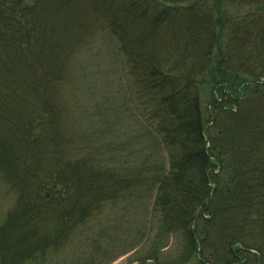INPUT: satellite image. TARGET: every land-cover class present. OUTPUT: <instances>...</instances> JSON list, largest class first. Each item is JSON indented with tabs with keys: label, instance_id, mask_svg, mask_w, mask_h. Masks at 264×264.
<instances>
[{
	"label": "trees",
	"instance_id": "16d2710c",
	"mask_svg": "<svg viewBox=\"0 0 264 264\" xmlns=\"http://www.w3.org/2000/svg\"><path fill=\"white\" fill-rule=\"evenodd\" d=\"M97 42L151 147L134 165L73 104ZM0 180L15 196L0 264H61L107 206L143 196L151 225L119 255L264 264V0H0ZM114 248L94 239L67 264Z\"/></svg>",
	"mask_w": 264,
	"mask_h": 264
},
{
	"label": "rangeland",
	"instance_id": "374dc122",
	"mask_svg": "<svg viewBox=\"0 0 264 264\" xmlns=\"http://www.w3.org/2000/svg\"><path fill=\"white\" fill-rule=\"evenodd\" d=\"M107 47L105 43L97 42L91 50L78 58L76 64L78 85L72 92L73 104L75 102L78 110L87 109L89 117L85 114L84 120L89 126L96 127L95 121H100L101 125L109 124L106 128L102 126L105 138L99 140L100 144L106 146L108 156L115 161L125 156V160L134 165L149 155L151 147L146 139L140 136L139 118L129 113L132 110L131 106L125 105L127 100L123 96L119 81L120 71ZM143 197H134L127 202L107 206L100 217L91 221L86 229L81 230L58 261L61 264L70 263L71 257L80 253L82 244L92 248L96 239L99 245L110 248L115 246L113 252L115 258L109 264H140L132 261L135 251L123 255L119 253L122 247H125L123 245L125 242H135L151 225V202ZM14 200L15 196L8 192L0 180V223L13 206ZM176 243L177 237L173 236L168 250L174 252Z\"/></svg>",
	"mask_w": 264,
	"mask_h": 264
}]
</instances>
